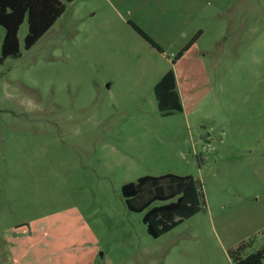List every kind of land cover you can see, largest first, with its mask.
<instances>
[{"label":"rangeland","instance_id":"374dc122","mask_svg":"<svg viewBox=\"0 0 264 264\" xmlns=\"http://www.w3.org/2000/svg\"><path fill=\"white\" fill-rule=\"evenodd\" d=\"M26 33L0 62V264H234L240 243L264 248V0H73L29 49ZM169 70L168 112L154 87ZM165 172L199 179L206 206L155 238L121 188Z\"/></svg>","mask_w":264,"mask_h":264},{"label":"trees","instance_id":"16d2710c","mask_svg":"<svg viewBox=\"0 0 264 264\" xmlns=\"http://www.w3.org/2000/svg\"><path fill=\"white\" fill-rule=\"evenodd\" d=\"M71 1L73 0H0V62L8 56L21 54L18 32L25 20L27 33L24 36V48L29 49L64 12L66 2ZM129 23L153 46L161 50V47L136 23L132 21ZM199 33L182 48L176 58L189 48ZM154 91L160 110L169 112L182 109L172 70L161 77ZM121 191L129 210L143 212L142 220L146 230L155 238L206 206L202 183L190 174L174 172L144 174L138 176L136 180L125 182ZM156 201L161 202L155 204ZM246 245L247 243L242 242L232 250L234 264H262L264 248L242 256L240 251Z\"/></svg>","mask_w":264,"mask_h":264},{"label":"built area","instance_id":"2783aa9c","mask_svg":"<svg viewBox=\"0 0 264 264\" xmlns=\"http://www.w3.org/2000/svg\"><path fill=\"white\" fill-rule=\"evenodd\" d=\"M208 146H210V144H208Z\"/></svg>","mask_w":264,"mask_h":264}]
</instances>
